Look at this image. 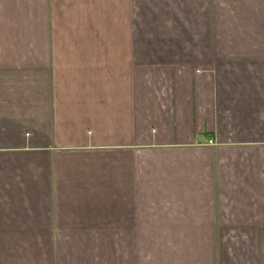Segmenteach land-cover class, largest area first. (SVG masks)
<instances>
[{
  "label": "crops",
  "instance_id": "1",
  "mask_svg": "<svg viewBox=\"0 0 264 264\" xmlns=\"http://www.w3.org/2000/svg\"><path fill=\"white\" fill-rule=\"evenodd\" d=\"M0 264H264V0H0Z\"/></svg>",
  "mask_w": 264,
  "mask_h": 264
},
{
  "label": "built area",
  "instance_id": "2",
  "mask_svg": "<svg viewBox=\"0 0 264 264\" xmlns=\"http://www.w3.org/2000/svg\"><path fill=\"white\" fill-rule=\"evenodd\" d=\"M209 143H210V144H213V142H212V141H210Z\"/></svg>",
  "mask_w": 264,
  "mask_h": 264
}]
</instances>
